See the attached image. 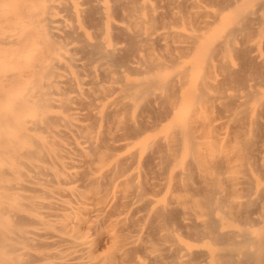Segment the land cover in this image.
<instances>
[{"label":"bare ground","instance_id":"bare-ground-1","mask_svg":"<svg viewBox=\"0 0 264 264\" xmlns=\"http://www.w3.org/2000/svg\"><path fill=\"white\" fill-rule=\"evenodd\" d=\"M0 264H264V0H0Z\"/></svg>","mask_w":264,"mask_h":264},{"label":"rangeland","instance_id":"rangeland-1","mask_svg":"<svg viewBox=\"0 0 264 264\" xmlns=\"http://www.w3.org/2000/svg\"><path fill=\"white\" fill-rule=\"evenodd\" d=\"M216 111L219 112L218 110H216ZM215 117L217 119H219V121H217V123H219V124L224 123V125L221 126V128L219 129V132L217 134L218 138L215 140V144L219 146L225 140L224 136H226L228 133L229 124L227 123L228 118L225 117V115L223 113H216ZM236 145L237 144L234 142L226 143L223 150L225 151V153H229V154L235 153L236 154L238 151V148Z\"/></svg>","mask_w":264,"mask_h":264}]
</instances>
